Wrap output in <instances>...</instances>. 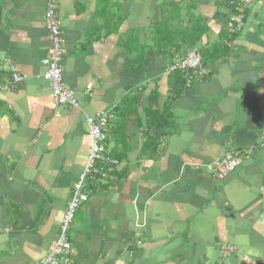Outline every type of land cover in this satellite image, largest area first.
Wrapping results in <instances>:
<instances>
[{
	"label": "crops",
	"instance_id": "crops-1",
	"mask_svg": "<svg viewBox=\"0 0 264 264\" xmlns=\"http://www.w3.org/2000/svg\"><path fill=\"white\" fill-rule=\"evenodd\" d=\"M45 1L0 0V264L47 254L101 111L116 164L86 179L60 264H264V0L228 38L241 0H55L78 108L44 78ZM191 47L212 55L183 86L167 69Z\"/></svg>",
	"mask_w": 264,
	"mask_h": 264
},
{
	"label": "built area",
	"instance_id": "built-area-1",
	"mask_svg": "<svg viewBox=\"0 0 264 264\" xmlns=\"http://www.w3.org/2000/svg\"><path fill=\"white\" fill-rule=\"evenodd\" d=\"M250 0H243V6L238 8L237 14H231L226 22L229 31L238 32L243 19V7ZM55 0H46L44 9V24L47 31L48 53L41 59V63L45 67L44 78L47 81L49 92L55 105L68 104L71 107L78 108L79 104L74 92L65 87L62 79L61 59L64 53L63 40L60 38L59 28L54 17ZM201 55L196 48L188 49L185 54L177 60L173 65L169 66L167 71H174L183 74L191 71L201 77L202 71ZM196 78H188L186 86ZM19 78L13 76V81ZM109 116L105 112H97L94 115L85 116V124L87 126L88 136L90 138L89 153L86 158L85 165L72 185V194L66 203L65 210L60 220L58 235L51 244L47 254L40 259L37 264H60L61 261L67 262V254L70 251V242L68 239V231L73 221L74 214L80 203L87 201V195L84 193V183L87 178L99 174V170L95 169V163L104 159L105 139L104 128L107 124ZM237 153L234 150L226 151L219 159L207 164L206 171L215 178L222 179L227 173L235 168L237 163ZM108 164H116L115 160L106 158ZM233 251V247L221 245V257L229 255Z\"/></svg>",
	"mask_w": 264,
	"mask_h": 264
},
{
	"label": "trees",
	"instance_id": "trees-1",
	"mask_svg": "<svg viewBox=\"0 0 264 264\" xmlns=\"http://www.w3.org/2000/svg\"><path fill=\"white\" fill-rule=\"evenodd\" d=\"M252 1V0H251ZM251 1H250V3H251ZM242 3H243V0H241L240 1V3L238 4V6H237V8H235L234 9V11H233V14H237V10H238V8H241L242 7ZM249 3V4H250ZM245 10H246V8H244V13H245ZM228 20V19H227ZM224 30H225V32H226V38H228V35H229V37L231 36H234V35H236V34H238V32H232L231 33V31H229V29L226 27V25L224 26ZM225 38V39H226ZM227 42H229L228 40H226ZM224 43V42H223ZM203 52V54L204 55H207V57H210L211 55H212V52H207V51H202ZM202 52L200 53L201 54V59H202V65L203 64H205L204 62H203V56L204 55H202ZM207 53V54H206ZM190 74H195L196 75V73H193V72H191V71H188V72H184L183 74H180L181 76L178 78V79H180L181 80V83L183 84V86H186V82H187V80H188V78L189 77H193V76H191ZM198 75V74H197ZM196 75V76H197ZM198 77V79H200L201 77H203L202 75H201V77H199V76H197ZM68 105V104H67ZM70 106V105H69ZM165 110H167V108L165 109ZM165 113L166 112H164L163 114L165 115ZM164 115H161V116H164ZM118 159V158H117ZM118 161V160H117Z\"/></svg>",
	"mask_w": 264,
	"mask_h": 264
},
{
	"label": "rangeland",
	"instance_id": "rangeland-1",
	"mask_svg": "<svg viewBox=\"0 0 264 264\" xmlns=\"http://www.w3.org/2000/svg\"><path fill=\"white\" fill-rule=\"evenodd\" d=\"M223 45H224V43H223ZM222 47H223V46H222ZM202 55H204L203 52H202ZM210 58H211V56H210V57H207V55H204V56H203V62L206 64V66H207V63H208V61H209ZM106 165L110 166V165L108 164V162L106 161V158H104V159H102V160H98V161H96L94 168L97 169V170H99L97 167H100L101 169H105ZM79 205H81V203H80ZM76 212H77V210H76ZM70 226H71V224H70ZM69 231H70V230H69ZM69 231H68V235L70 234ZM68 237H69V236H68Z\"/></svg>",
	"mask_w": 264,
	"mask_h": 264
},
{
	"label": "clouds",
	"instance_id": "clouds-1",
	"mask_svg": "<svg viewBox=\"0 0 264 264\" xmlns=\"http://www.w3.org/2000/svg\"><path fill=\"white\" fill-rule=\"evenodd\" d=\"M250 1H251V0H250ZM249 3H250V2H249ZM249 3L246 4V5L243 7V11H244V8H246L247 5H249ZM242 6H243V3H242ZM230 15H231V14H229V16H230ZM229 16H228V17H229ZM228 17H227V19H228ZM226 22H227V20L225 21V24H224V25H226ZM191 48H194V47H191ZM189 49H190V48H189ZM187 50H188V49H187ZM187 50H186V51H187ZM186 51H185V52H186ZM185 52H184V54H185ZM199 53H200V52H199ZM184 54H183V55H184ZM200 55H201V54H200ZM201 58H202V57H201ZM178 60H179V59H178ZM201 63H202V59H201Z\"/></svg>",
	"mask_w": 264,
	"mask_h": 264
}]
</instances>
